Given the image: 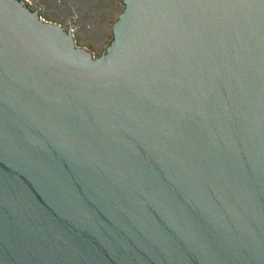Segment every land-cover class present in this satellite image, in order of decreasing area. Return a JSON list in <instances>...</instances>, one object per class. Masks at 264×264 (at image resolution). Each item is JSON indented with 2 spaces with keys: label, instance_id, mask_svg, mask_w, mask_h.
I'll use <instances>...</instances> for the list:
<instances>
[{
  "label": "water",
  "instance_id": "water-1",
  "mask_svg": "<svg viewBox=\"0 0 264 264\" xmlns=\"http://www.w3.org/2000/svg\"><path fill=\"white\" fill-rule=\"evenodd\" d=\"M123 5L0 0V264H264V0Z\"/></svg>",
  "mask_w": 264,
  "mask_h": 264
},
{
  "label": "flooded vegetation",
  "instance_id": "flooded-vegetation-1",
  "mask_svg": "<svg viewBox=\"0 0 264 264\" xmlns=\"http://www.w3.org/2000/svg\"><path fill=\"white\" fill-rule=\"evenodd\" d=\"M29 11L36 13L43 22L53 23L65 31H70L76 45L79 40L78 30L92 29L101 25H109V31L103 33L101 40L109 43L112 36V24L115 22L113 15L123 10V0H18ZM105 20V23H103ZM114 21V22H113ZM104 28V27H102ZM89 43H101L100 38H86ZM94 45V44H93ZM77 46V45H76ZM79 47V46H78ZM94 48V47H93ZM92 57H98L103 53L95 48V51L84 48Z\"/></svg>",
  "mask_w": 264,
  "mask_h": 264
},
{
  "label": "rangeland",
  "instance_id": "rangeland-1",
  "mask_svg": "<svg viewBox=\"0 0 264 264\" xmlns=\"http://www.w3.org/2000/svg\"><path fill=\"white\" fill-rule=\"evenodd\" d=\"M113 19H115V20L117 19L116 14L113 15ZM103 23H105V20H103ZM96 27L97 26L94 24V27L92 29L78 30L80 37H79V40H76V45L79 47H82V48L90 49L92 51H95L96 50L95 48H97L99 51H101L104 54L105 49L109 45V43L112 41V38H111L110 42L107 44H105L104 43L105 40H101V38L103 37V33L109 31L110 26L109 25H101V27H100V25H99L98 28H96ZM102 27H104V28H102ZM86 38H92V39L96 38V40H98L100 38L101 43L100 44H98L97 42L89 43L86 40Z\"/></svg>",
  "mask_w": 264,
  "mask_h": 264
}]
</instances>
